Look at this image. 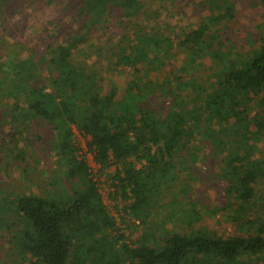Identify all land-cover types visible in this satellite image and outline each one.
Wrapping results in <instances>:
<instances>
[{"label":"trees","instance_id":"16d2710c","mask_svg":"<svg viewBox=\"0 0 264 264\" xmlns=\"http://www.w3.org/2000/svg\"><path fill=\"white\" fill-rule=\"evenodd\" d=\"M48 1L0 0V164L7 172L11 159L25 162L39 145L33 129L47 128L57 137V188L60 178L70 186L44 196L0 191L25 226L18 264H264V28L238 50L232 0H190V14L178 7L186 0H53L62 6L43 20ZM103 63L132 75L122 94H103ZM73 128L89 138L101 175L115 168L120 221L144 228L135 240L78 160ZM202 144L220 162L224 218L238 235L191 226L158 237L152 211L179 169L198 163Z\"/></svg>","mask_w":264,"mask_h":264},{"label":"rangeland","instance_id":"374dc122","mask_svg":"<svg viewBox=\"0 0 264 264\" xmlns=\"http://www.w3.org/2000/svg\"><path fill=\"white\" fill-rule=\"evenodd\" d=\"M232 1L237 11L231 30L233 44L238 50H248L247 38L258 36L264 28V2L261 0ZM61 2L48 1L43 20L53 17L60 10ZM188 2L190 0H186L178 7H184V11L190 14L191 8L188 7ZM152 6L158 8L159 4L157 2ZM162 19L169 21L166 12ZM177 20L184 21L185 18L178 17ZM192 22L197 23V19L192 17ZM105 67L104 63L97 67L99 86L103 94L108 93L112 86L117 87L119 95L122 94L132 80V75L127 70L120 73H109ZM154 104L156 109L162 111L163 114L168 111L169 106L165 100H154ZM30 138L39 145H33L34 154L28 149L29 158L27 157L25 162L17 163L14 158L11 159L7 172L3 170L5 164H0V191L12 196L23 193L44 196L64 188L69 190L70 186L61 178L59 188L56 184L57 178L59 179L57 158L50 150L52 142H55L57 137H54V133H50L47 128L35 127ZM89 141V138H85L76 128H73V142L77 148L78 160L86 162L89 174L98 185L105 207L117 220L120 229L125 231V237L135 240L144 233V228L132 217H126V223L120 221L124 204L118 196H115L110 181L115 168H111L104 175L100 174L99 167L94 161V152L88 147ZM198 145L199 140L194 143V147ZM195 154L199 158L198 163H194V166L189 168L190 170L179 169L180 179L173 192L168 194L159 207L152 211L150 224L156 230V236H163L166 230L184 233L189 231L188 228L191 226L205 228L225 237L238 235V227L227 223L224 218L227 205L224 195L226 184L220 177V162L213 158L208 146L204 144ZM188 157H190L189 154ZM260 197L263 195L260 194ZM189 212L194 215V225L185 226L184 224L190 218ZM21 230H25V226L14 209L10 207V202L0 203V264H18L20 253L17 250V237Z\"/></svg>","mask_w":264,"mask_h":264}]
</instances>
